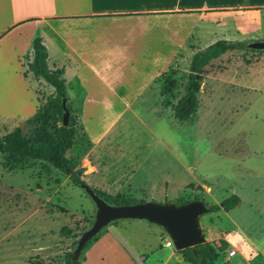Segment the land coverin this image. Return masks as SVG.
Returning <instances> with one entry per match:
<instances>
[{"label":"rangeland","instance_id":"obj_1","mask_svg":"<svg viewBox=\"0 0 264 264\" xmlns=\"http://www.w3.org/2000/svg\"><path fill=\"white\" fill-rule=\"evenodd\" d=\"M255 16L258 26L251 40H261L264 10ZM262 57L232 50L207 64L198 81L195 114L188 121L176 120L167 105L182 92L187 72V62L177 60L99 144L92 146L76 134L66 156L77 158L83 183L111 196L176 204L200 197L210 205L236 194L239 200L232 209L199 217L202 235L216 244L219 238L229 241L218 263L264 264V73L251 75L262 67ZM49 91L40 87L39 96L47 98ZM34 127L26 121L19 128L29 136ZM11 130L0 125V138ZM4 162L0 153V264H59L91 223L92 201L41 161L26 159L12 169ZM105 233L110 237L93 248L87 264H100L98 256L102 264H129L115 243L135 264H162L169 252L173 256L166 264H189L172 245H163L167 235L159 226L144 220H117L98 238ZM228 250L234 254L229 256Z\"/></svg>","mask_w":264,"mask_h":264},{"label":"crops","instance_id":"obj_2","mask_svg":"<svg viewBox=\"0 0 264 264\" xmlns=\"http://www.w3.org/2000/svg\"><path fill=\"white\" fill-rule=\"evenodd\" d=\"M262 10L258 0H0V125L13 129L30 119L46 99L40 87L53 95L27 69L34 37L47 66L62 72L77 134L94 146L177 60L188 65L195 51L219 39L251 40L258 26L251 16ZM260 64L251 75L264 73L263 57ZM107 237L90 244L79 264Z\"/></svg>","mask_w":264,"mask_h":264},{"label":"trees","instance_id":"obj_3","mask_svg":"<svg viewBox=\"0 0 264 264\" xmlns=\"http://www.w3.org/2000/svg\"><path fill=\"white\" fill-rule=\"evenodd\" d=\"M243 44V41L219 39L193 53L188 62L187 72L181 85L182 92L175 102L168 101L167 103L171 109L172 116L176 120L188 121L194 117L197 107L196 90L203 68L211 60L225 52L244 50ZM31 50V59L27 63V69L35 78H41L45 83L50 85L53 88V95L48 96L44 103L36 108L32 117L27 120L32 121L35 126L29 136L23 135L19 127H14L0 138V153L5 155L4 166L7 169H12L15 165L26 159L41 161L67 176L73 185L79 186V183H83L80 179L81 168L78 167L79 162L75 157L66 156L67 151L72 147L76 138L78 121L72 108L67 103L62 72L60 69H52L47 66V53L40 37L32 39ZM246 50L254 51L264 56V50ZM63 97L66 100V107L69 112L66 125L61 124V98ZM93 191L109 204H128L143 201L127 199L119 195L111 196L96 189H93ZM193 199L202 200L200 197ZM238 200L236 194H230L222 198L218 203H212L207 206L209 207V212L218 210L228 211L235 206ZM186 201L188 200L178 201L177 204ZM114 223L116 221H113L111 224ZM103 230L87 240L82 250L94 242ZM63 232L67 234L68 229H63ZM76 241L77 239L73 241L70 250L65 251L61 255L59 264H79L83 259L81 252L76 258H73L72 251ZM226 246L227 242L219 238L217 239V244L205 241L195 245L193 247L195 255L191 247L180 249L176 252L180 253L182 260L189 264H224L218 263L217 257L219 252L226 248Z\"/></svg>","mask_w":264,"mask_h":264},{"label":"water","instance_id":"obj_4","mask_svg":"<svg viewBox=\"0 0 264 264\" xmlns=\"http://www.w3.org/2000/svg\"><path fill=\"white\" fill-rule=\"evenodd\" d=\"M245 49L264 50V39L248 40L243 44ZM61 124L66 125L69 112L65 98H61ZM94 205L92 221L77 238L73 248V258L82 251L87 240L96 236L113 221L121 219H138L159 226L171 241L175 251L187 247L192 248L205 242L199 227V217L209 212V207L201 199H191L176 204L174 202L141 201L128 204H109L100 198L85 183L78 184Z\"/></svg>","mask_w":264,"mask_h":264},{"label":"built area","instance_id":"obj_5","mask_svg":"<svg viewBox=\"0 0 264 264\" xmlns=\"http://www.w3.org/2000/svg\"><path fill=\"white\" fill-rule=\"evenodd\" d=\"M163 245L165 246V247H169V246H171V241H170V239L169 238H164L163 239ZM227 254L230 256V255H233L234 254V251L233 250H228L227 251Z\"/></svg>","mask_w":264,"mask_h":264}]
</instances>
